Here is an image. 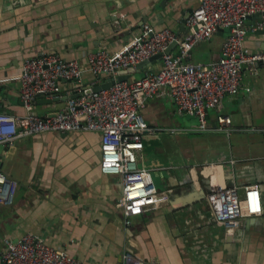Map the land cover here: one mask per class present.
<instances>
[{"label":"crops","instance_id":"obj_1","mask_svg":"<svg viewBox=\"0 0 264 264\" xmlns=\"http://www.w3.org/2000/svg\"><path fill=\"white\" fill-rule=\"evenodd\" d=\"M197 6L198 0H0V111L23 113L18 75L24 59L55 54L84 63L97 50L115 53L145 24L182 37L186 16ZM246 24L255 29L246 49L264 51V17ZM225 35L196 45L189 61H216ZM150 67L155 72L160 62ZM106 78L85 73L80 85ZM58 86L57 101L36 100L38 115L60 112L62 98L78 85L60 81ZM220 115L231 119L229 133L192 132L197 118L178 113L167 89L146 101L142 116L149 127L188 131L144 135L137 165L150 170L155 187L168 191L167 200L132 217L128 227L117 207L122 181L99 169L98 133L49 132L3 146L0 171L15 188L0 205V251L4 238L31 233L82 264H122L125 250L147 264H264V65L244 66L239 92L208 111L209 128ZM217 183L239 192L257 185L261 215L225 232L206 199Z\"/></svg>","mask_w":264,"mask_h":264},{"label":"built area","instance_id":"obj_2","mask_svg":"<svg viewBox=\"0 0 264 264\" xmlns=\"http://www.w3.org/2000/svg\"><path fill=\"white\" fill-rule=\"evenodd\" d=\"M257 13H264V0H198V6L185 19L182 37L170 28L156 30L145 24L138 36L115 53L97 50L88 53L84 63L55 54L24 59L18 75L23 113L12 116L0 111V145L11 147L19 139L49 132L98 133L100 172L120 177L122 190L117 207L122 211L123 225L130 226L132 217L157 209L168 194L155 187L150 170L137 165L136 155L143 148L144 135L188 131L149 127L142 116L146 101L165 88L178 113L197 118L198 125L192 132L229 133V117L218 116L217 126L209 128L207 113L218 110L224 97L239 92L244 66L264 65V51L251 52L245 47L247 35L255 31L247 26V18ZM219 29L227 31L221 56L208 63L189 61L192 49L208 41ZM175 42L177 53H165ZM157 54L161 55L157 71L82 95L85 86L80 81L85 73L115 78L120 71L134 68ZM60 81L78 86L66 96L65 107L55 116L38 115V98H61ZM1 88L0 80V91ZM76 94L79 96L69 98ZM14 188L15 184L0 171V205L14 195ZM240 192L235 186L217 183L206 197L214 222L225 232H234L243 219L262 213L257 185H247ZM1 242L0 264H82L65 250L55 249L31 233ZM122 264L147 263L125 250Z\"/></svg>","mask_w":264,"mask_h":264},{"label":"water","instance_id":"obj_3","mask_svg":"<svg viewBox=\"0 0 264 264\" xmlns=\"http://www.w3.org/2000/svg\"><path fill=\"white\" fill-rule=\"evenodd\" d=\"M187 17H188V15L186 16V18ZM261 17H264V13H257L255 15L248 17L247 22L252 20V19L261 18ZM217 33L220 35H223L224 30L219 29ZM175 46H177L176 42L173 43L172 45H170V47L166 50L165 53L172 52V50L175 48ZM160 61H161V55L157 54V55L149 58L148 60L137 64L134 68L130 67L124 71H120L115 78H113V77L106 78L102 82L98 81L97 83H94L90 86L83 88L82 95H88L92 92H99L102 90H107L111 86H113L116 82H118V83L119 82H125L131 78H135L137 75H139L143 71L153 72L150 66L154 65L155 63L160 62ZM99 80H100V77H99ZM78 96H79L78 94L71 95V96H69V98L74 99ZM40 99L43 102L48 103V104H51L52 102L57 101V100H49V99H44V98H40ZM66 99H67V97L62 98V100H66ZM56 114H57V112L49 114L47 116H55ZM1 151H3V145H0V153H1Z\"/></svg>","mask_w":264,"mask_h":264},{"label":"rangeland","instance_id":"obj_4","mask_svg":"<svg viewBox=\"0 0 264 264\" xmlns=\"http://www.w3.org/2000/svg\"><path fill=\"white\" fill-rule=\"evenodd\" d=\"M225 36H226V35H225ZM225 36H224V37H225ZM224 37H223V39H224ZM220 48H221V47H220ZM140 75H141V74L137 75V77H138V78H141V77H142V75H141V76H140Z\"/></svg>","mask_w":264,"mask_h":264},{"label":"bare ground","instance_id":"obj_5","mask_svg":"<svg viewBox=\"0 0 264 264\" xmlns=\"http://www.w3.org/2000/svg\"><path fill=\"white\" fill-rule=\"evenodd\" d=\"M141 76V75H140ZM104 78V77H103Z\"/></svg>","mask_w":264,"mask_h":264}]
</instances>
